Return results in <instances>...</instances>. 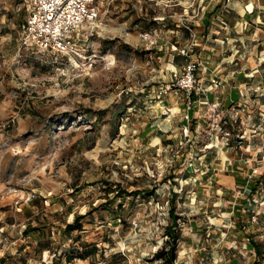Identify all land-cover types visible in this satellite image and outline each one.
Here are the masks:
<instances>
[{"label":"rangeland","instance_id":"1","mask_svg":"<svg viewBox=\"0 0 264 264\" xmlns=\"http://www.w3.org/2000/svg\"><path fill=\"white\" fill-rule=\"evenodd\" d=\"M143 1L137 13L133 0H99L98 26L77 65L20 48L24 2L0 0V264H162L154 254L168 239L170 199L180 217L175 264H264V203L253 201L264 179L253 195L219 180L264 174L233 162L235 151L258 157L239 149L246 125L238 113L220 125L217 104L194 123L177 108L188 98L174 74L201 61L196 24L212 4L236 0ZM118 188L154 194L114 202L107 192ZM85 213L82 231L63 232ZM27 226L37 230L26 235ZM76 236L96 244L98 256H51L76 251ZM248 237L263 243L261 255ZM39 240L51 251L38 250Z\"/></svg>","mask_w":264,"mask_h":264},{"label":"crops","instance_id":"2","mask_svg":"<svg viewBox=\"0 0 264 264\" xmlns=\"http://www.w3.org/2000/svg\"><path fill=\"white\" fill-rule=\"evenodd\" d=\"M196 25L198 29L200 28V36L204 38L198 57L205 65V69H200L197 77L201 88L205 91L191 94L188 98V102L192 103L190 107L187 102L177 108L181 107L183 111L188 112L192 123L196 122L194 120L196 117H202L200 111L209 108V104L212 107L217 104L225 113V117L238 113L240 121L246 125L242 129L245 140L240 141L243 145H240L239 149L247 154L255 152L258 157L249 158L235 151L233 162L235 166L262 171L264 170V2L236 0L227 6L221 3L212 4ZM218 144H221V141L217 137L215 145ZM230 148L227 147L221 152L224 153ZM239 174L241 176L238 174L223 176L219 179L220 186L232 189L247 185L248 195H253L257 192L256 184L264 179V174L252 181L247 180L243 172ZM240 198V205L249 209L247 197L244 195ZM240 211L243 209L241 208Z\"/></svg>","mask_w":264,"mask_h":264},{"label":"built area","instance_id":"3","mask_svg":"<svg viewBox=\"0 0 264 264\" xmlns=\"http://www.w3.org/2000/svg\"><path fill=\"white\" fill-rule=\"evenodd\" d=\"M131 8L142 12L143 0H133ZM26 18L20 26L19 45L34 52H52L75 58L79 64L80 45L88 41L100 18L99 0H23ZM190 49L182 50L189 55ZM77 61V62H76ZM205 69L202 61H188L182 74H174L176 86L186 93L187 98L193 93L205 91L199 84L197 72ZM189 107L192 103L188 102ZM226 135L229 133L226 132ZM259 199L264 203V189L261 188ZM261 202V203H262ZM260 203V204H261ZM256 216H253L255 219ZM134 227L137 223L133 222ZM52 257L55 254H51Z\"/></svg>","mask_w":264,"mask_h":264},{"label":"trees","instance_id":"4","mask_svg":"<svg viewBox=\"0 0 264 264\" xmlns=\"http://www.w3.org/2000/svg\"><path fill=\"white\" fill-rule=\"evenodd\" d=\"M233 114H229L228 117H225L224 120L222 121L223 123H221L220 125H224V124H229L232 125V122L235 121L237 122V120H233ZM240 121V120H239ZM224 127V126H223ZM232 143V142H229ZM255 190V188H254ZM109 193H113V198H111L112 201L116 202L118 198L121 199V202H123V200H125L126 197H130L132 196L133 198L142 196V197H147L149 198V196H152L154 194V191L152 190H133L130 192H126L125 190L118 188L116 190H109L107 192ZM173 196H176V194H173ZM132 198V199H133ZM169 203V216L171 218V224L169 226H167L165 233L168 237V239L165 242V247L162 248L161 250L157 251L154 254V257L161 259L162 260V264H175V260H176V250H177V245L180 239V234H177V232L175 231L176 226L178 225V219L180 218L179 216H177L174 211H175V204L173 202V200H168ZM121 204H118V206H120ZM86 216L85 214H78V215H74L73 219L71 222L66 223L63 229V232L65 234H69L71 235L73 232L75 231H82L83 230V224H82V219H84ZM116 217V216H115ZM117 218L121 221V217L117 216ZM37 228H30V227H26L25 230L23 231V233H25L26 235H28L29 233H34V231H36ZM76 243L79 242L80 246H77L76 251H70L69 248H64L62 249L60 252H52V254L54 253L55 256L53 257L54 259H61L62 256H64L67 260L71 261L72 260V256H73V252H77L78 253V257L82 258V259H88L89 257L92 256H98L97 253H99V249L97 248L96 244H91V243H85V242H80V237L76 236ZM249 241V246L252 247L257 255H261V246L264 243H260L257 242L256 240H254L253 237H248L247 238ZM39 246L37 247L38 250H47L48 252H50V247H48V243L47 242H43L42 240L38 241ZM264 245V244H263ZM81 249L80 251H78V249ZM51 254V253H50ZM3 258L0 259V263L3 262Z\"/></svg>","mask_w":264,"mask_h":264},{"label":"bare ground","instance_id":"5","mask_svg":"<svg viewBox=\"0 0 264 264\" xmlns=\"http://www.w3.org/2000/svg\"><path fill=\"white\" fill-rule=\"evenodd\" d=\"M249 8H251V6Z\"/></svg>","mask_w":264,"mask_h":264}]
</instances>
